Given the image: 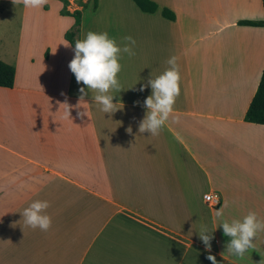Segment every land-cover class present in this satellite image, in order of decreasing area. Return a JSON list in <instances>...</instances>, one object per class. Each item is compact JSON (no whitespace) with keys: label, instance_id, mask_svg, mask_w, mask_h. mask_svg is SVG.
Returning <instances> with one entry per match:
<instances>
[{"label":"crops","instance_id":"crops-1","mask_svg":"<svg viewBox=\"0 0 264 264\" xmlns=\"http://www.w3.org/2000/svg\"><path fill=\"white\" fill-rule=\"evenodd\" d=\"M62 1L79 13L78 39L91 30L136 41L135 54L120 57V90H110L123 108L104 114L95 90L77 83L70 45L3 61L15 76L0 87V264H211L209 253L217 264H264V230L236 256L217 226L249 210L264 221V125L245 120L264 69V26L238 25L264 19L261 0H151L154 13L132 0ZM171 56L180 73L173 111L157 134L140 133L150 94L140 84ZM81 87L87 103L78 104ZM210 192L214 208L203 201ZM35 199L49 202L46 231L20 217ZM202 224L216 228L207 250Z\"/></svg>","mask_w":264,"mask_h":264},{"label":"clouds","instance_id":"clouds-1","mask_svg":"<svg viewBox=\"0 0 264 264\" xmlns=\"http://www.w3.org/2000/svg\"><path fill=\"white\" fill-rule=\"evenodd\" d=\"M44 2L45 0H25V5L31 8H41ZM121 41L117 43L116 38L109 36L106 31L90 30L85 33L83 39H78L72 44L74 54L68 63V68L74 74L77 83L82 82L88 90H95V95L91 99L100 106L104 114H112L123 108L122 102L118 99L113 103V97L116 95H113L110 90H120L121 86L117 76L121 70L120 57L122 53L129 56L134 55L136 41L130 35L123 36ZM63 45L69 46L70 43L64 41ZM166 63L169 67L162 73L149 77L146 84H140L139 91L141 92L146 86L150 88V94L142 102L146 111L138 123L137 131L140 133L147 131L153 135L157 134L173 111L175 98L179 94V66L175 56L169 57ZM79 92L78 104L87 103L84 100L85 89L81 87ZM136 103L139 102L134 101V104ZM59 105L63 106V116L70 119L69 113L72 106L67 99ZM77 115L79 116L80 113L78 112ZM126 131L131 132V127H128ZM48 207L47 200H32L23 208L20 217H23L25 225L46 231L51 225V218L45 211ZM216 216L221 217L222 212L217 210ZM217 226L222 229L225 236L230 238L224 246L225 251L241 256L253 246L251 238L255 237L258 231L264 230V221L255 211L249 210L242 218H234L231 221L221 220ZM214 230L209 232L206 225L200 226L197 235L206 250L211 247L210 241ZM206 259L211 264H217L210 253Z\"/></svg>","mask_w":264,"mask_h":264},{"label":"rangeland","instance_id":"rangeland-1","mask_svg":"<svg viewBox=\"0 0 264 264\" xmlns=\"http://www.w3.org/2000/svg\"><path fill=\"white\" fill-rule=\"evenodd\" d=\"M21 2L25 0H0L1 61H13V56L17 54L36 58L38 49L43 44L62 45L65 41L64 34L74 31L72 25H69L70 19L66 15H59L62 0H45L41 8L26 6L28 10L25 13L21 9ZM259 9L263 12L261 3ZM32 21L37 25L36 29L26 26ZM43 25H51L52 28L46 32ZM77 34L75 31V40H78Z\"/></svg>","mask_w":264,"mask_h":264},{"label":"trees","instance_id":"trees-1","mask_svg":"<svg viewBox=\"0 0 264 264\" xmlns=\"http://www.w3.org/2000/svg\"><path fill=\"white\" fill-rule=\"evenodd\" d=\"M140 11L144 13H154L157 10V5L151 0H132ZM262 8L264 11V0H261ZM69 15L74 18V31L66 32L64 34V39L70 43L73 48L75 31L79 25V13H68L67 11H62V15ZM161 15L169 20H173V14L167 9L161 10ZM238 25L251 26V27H262L264 26V19L262 21H249L243 20L239 21ZM15 69L13 66L0 60V87L11 88L14 82ZM245 120L250 123H255L259 125H264V69L261 73V78L255 94L248 106L245 113Z\"/></svg>","mask_w":264,"mask_h":264},{"label":"built area","instance_id":"built-area-1","mask_svg":"<svg viewBox=\"0 0 264 264\" xmlns=\"http://www.w3.org/2000/svg\"><path fill=\"white\" fill-rule=\"evenodd\" d=\"M203 201L208 206L214 208L219 204V197L216 193L210 192L203 195Z\"/></svg>","mask_w":264,"mask_h":264}]
</instances>
